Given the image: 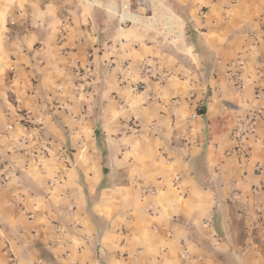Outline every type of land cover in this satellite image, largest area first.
Here are the masks:
<instances>
[{"label":"crops","instance_id":"obj_1","mask_svg":"<svg viewBox=\"0 0 264 264\" xmlns=\"http://www.w3.org/2000/svg\"><path fill=\"white\" fill-rule=\"evenodd\" d=\"M139 1L0 0V264H264V0Z\"/></svg>","mask_w":264,"mask_h":264},{"label":"built area","instance_id":"obj_2","mask_svg":"<svg viewBox=\"0 0 264 264\" xmlns=\"http://www.w3.org/2000/svg\"><path fill=\"white\" fill-rule=\"evenodd\" d=\"M81 2H86L87 0H78ZM139 6L142 7H149L151 14L148 17L144 18V21L146 23V26L149 28H159L163 31H167L168 26V19L167 17L163 16L161 18L159 15H156V11L158 10V7L155 6V2L152 0H140ZM154 18H153V17ZM124 21L126 23L131 22V16L130 14L123 15ZM236 84H239L240 81L237 79V75L234 76ZM141 88L144 89L145 86L141 85ZM257 99L261 98L262 93L257 92L256 94ZM201 113H193L191 115V119H195L198 116H200ZM25 120H30L29 114H24ZM262 119V111L259 109H252L250 112L245 116L240 118L239 125L235 129L234 135L235 139L237 141V147L235 150L236 155L238 156L240 163H248L251 159V146L250 141L252 139H257L256 131H257V124ZM260 168V167H259ZM262 169V168H260ZM147 192H151V189L146 190ZM31 217V216H30ZM259 226L264 229V213L260 212L259 214ZM9 248V245L7 246ZM11 264H14L15 258L13 255L10 257Z\"/></svg>","mask_w":264,"mask_h":264},{"label":"rangeland","instance_id":"obj_3","mask_svg":"<svg viewBox=\"0 0 264 264\" xmlns=\"http://www.w3.org/2000/svg\"><path fill=\"white\" fill-rule=\"evenodd\" d=\"M157 7H158V10L156 11V15H159L161 18H163V16H165V17H167V19L169 20V19H171V17H170V15H169V13L167 14V9L163 6V5H157ZM169 12V11H168ZM122 13V12H121ZM128 14V13H127ZM125 15V14H124ZM136 22H139L138 20H135ZM178 25H179V22L177 23ZM176 24V25H177ZM175 25V26H176ZM177 25V26H178ZM168 26L170 27V25H169V22H168ZM177 26H176V28H177ZM171 28V27H170ZM153 29H158V28H153Z\"/></svg>","mask_w":264,"mask_h":264},{"label":"trees","instance_id":"obj_4","mask_svg":"<svg viewBox=\"0 0 264 264\" xmlns=\"http://www.w3.org/2000/svg\"><path fill=\"white\" fill-rule=\"evenodd\" d=\"M200 113H201L202 115H204V114H205L204 109H201V110H200ZM96 139H97L98 145H99L100 147H102V141L104 140V135L102 134V131H101L100 129H97V130H96ZM103 155L106 156V152H105V150H103Z\"/></svg>","mask_w":264,"mask_h":264},{"label":"bare ground","instance_id":"obj_5","mask_svg":"<svg viewBox=\"0 0 264 264\" xmlns=\"http://www.w3.org/2000/svg\"><path fill=\"white\" fill-rule=\"evenodd\" d=\"M168 22L170 26L175 27V25L178 23V20L176 18H171L168 20Z\"/></svg>","mask_w":264,"mask_h":264}]
</instances>
